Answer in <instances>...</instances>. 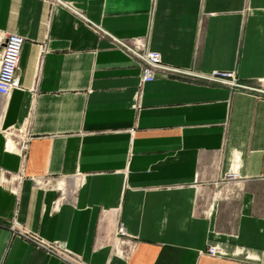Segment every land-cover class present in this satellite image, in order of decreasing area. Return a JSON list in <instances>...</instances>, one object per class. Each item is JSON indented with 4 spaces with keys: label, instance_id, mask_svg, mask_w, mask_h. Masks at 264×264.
<instances>
[{
    "label": "crops",
    "instance_id": "0c3cea01",
    "mask_svg": "<svg viewBox=\"0 0 264 264\" xmlns=\"http://www.w3.org/2000/svg\"><path fill=\"white\" fill-rule=\"evenodd\" d=\"M11 34L0 264H262L264 0H0ZM126 46L194 76L140 85Z\"/></svg>",
    "mask_w": 264,
    "mask_h": 264
},
{
    "label": "built area",
    "instance_id": "2783aa9c",
    "mask_svg": "<svg viewBox=\"0 0 264 264\" xmlns=\"http://www.w3.org/2000/svg\"><path fill=\"white\" fill-rule=\"evenodd\" d=\"M24 44V38L15 34L8 35L3 42L0 56V96L2 97H9L13 91L18 90L21 87L18 70ZM125 48L138 61L140 69V85L154 82L158 73L194 76L188 72L165 66L162 62V57L158 52L143 47L132 48L126 46ZM197 77L229 87L233 90H252V88L244 85L238 79L235 72H216L211 76L203 77L197 75ZM28 141L29 138L26 136L20 141L19 146L22 151L27 150ZM237 178L238 174L232 172L228 174L226 181H234ZM120 233L124 234L123 228L120 229ZM207 253L211 256H215L217 250L216 248L210 247ZM262 264H264V260Z\"/></svg>",
    "mask_w": 264,
    "mask_h": 264
}]
</instances>
